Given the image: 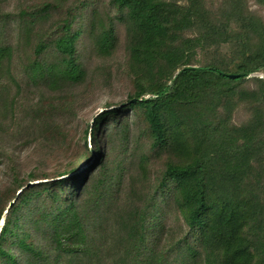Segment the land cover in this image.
<instances>
[{"label":"trees","instance_id":"16d2710c","mask_svg":"<svg viewBox=\"0 0 264 264\" xmlns=\"http://www.w3.org/2000/svg\"><path fill=\"white\" fill-rule=\"evenodd\" d=\"M96 74L129 89L77 130ZM25 91L31 132L14 141L48 154L0 190V264H264V18L249 0H0L1 164Z\"/></svg>","mask_w":264,"mask_h":264},{"label":"rangeland","instance_id":"374dc122","mask_svg":"<svg viewBox=\"0 0 264 264\" xmlns=\"http://www.w3.org/2000/svg\"><path fill=\"white\" fill-rule=\"evenodd\" d=\"M8 5V9H12V5ZM249 5L252 10H258L264 18V9L258 8L255 0H249ZM115 59V62L121 63L123 61V50L121 47L117 50ZM92 66H95V62H92ZM252 76L253 75H250L249 77ZM94 78L96 79L93 87L91 88L92 90L87 92L88 99L83 102L81 108L78 110L77 118L72 123L73 127L75 125L77 130H83L87 124H92L93 118L104 109L103 106H105V103L110 102L115 104L124 100L125 94L129 89L125 79H123V76L113 82L111 85L112 87H104L102 85V77L100 74H96ZM29 96L30 93L28 91L21 93L19 100L20 108L16 109L14 117H10L8 119V124H5L2 131V135L5 137L1 138L7 148V154L10 157V160L5 161L3 164L0 163V190L10 181L12 170L19 172L20 175H25L33 167H37L40 159L42 160V158L48 154L47 152L39 151L40 149L34 145L35 143H33L34 147L33 145L23 144L22 140L14 141V138L17 135L13 132V130L17 124L22 133L24 132V137H27L26 134L31 132V129L27 127L26 123L22 121L21 124V121L19 120L23 117L21 112L22 106L25 104V100Z\"/></svg>","mask_w":264,"mask_h":264},{"label":"water","instance_id":"95a60500","mask_svg":"<svg viewBox=\"0 0 264 264\" xmlns=\"http://www.w3.org/2000/svg\"><path fill=\"white\" fill-rule=\"evenodd\" d=\"M200 68L197 66H188L183 68L179 73H181L182 71H198ZM223 76H225L226 78L230 79V80H234V79H238V78H247L250 75H248L247 73H240V74H221ZM177 77V74L173 77V80H175V78Z\"/></svg>","mask_w":264,"mask_h":264}]
</instances>
